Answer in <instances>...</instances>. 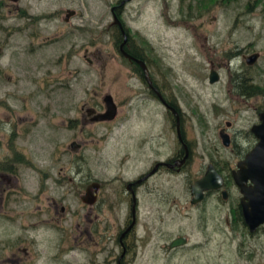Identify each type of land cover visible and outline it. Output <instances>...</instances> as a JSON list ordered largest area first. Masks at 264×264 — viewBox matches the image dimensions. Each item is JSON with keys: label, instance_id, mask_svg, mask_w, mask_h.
Here are the masks:
<instances>
[{"label": "rangeland", "instance_id": "rangeland-1", "mask_svg": "<svg viewBox=\"0 0 264 264\" xmlns=\"http://www.w3.org/2000/svg\"><path fill=\"white\" fill-rule=\"evenodd\" d=\"M112 1L20 0L25 9L16 10L8 0H0V157L6 147L24 153L21 166L27 186L17 188L15 194H80L87 177L93 176L102 180V194L122 219L126 207L120 209L118 200L124 179L155 159L170 156L178 144L164 109L138 96L146 85L132 78L129 65L118 54L116 34L108 26ZM71 7L79 11L67 23L64 16ZM126 8L124 18L134 36L154 47L158 64L152 61V75L172 86L187 112V136L195 148V158L184 172L163 170L155 177L157 195L168 193L169 199L157 202L161 207L154 205L150 211L148 202L142 203L141 218L150 221L145 213H151L157 224L152 225L153 232L139 230L133 264H264V236L250 240L243 226L232 229L225 223L232 202L215 199L196 207L189 192L211 156L232 166L239 160L238 150L212 151V142L222 147L217 126L231 120L239 147L246 148L252 140L251 126L264 110V95L243 99L234 86H228L227 67L219 69L221 80L212 85L208 61L215 56L231 59L236 72L250 67L254 81L264 86V0H133ZM46 36L50 40L45 42ZM256 51L261 56L254 66H248L243 55L231 56ZM106 93L117 102L128 94L129 100L114 121L90 123L82 131L83 101L93 98L103 103ZM144 137L153 142L143 144ZM72 140L82 147L73 152ZM60 168L64 171L58 175ZM78 170L79 177L71 182L69 174ZM45 178L43 191L39 181ZM180 235L188 236L187 246L169 250L171 240ZM115 237L114 229L105 234L107 247L97 264L115 259L106 256L116 249ZM38 238L47 245L56 235L44 231ZM82 243L86 244L58 259H51L52 251L47 249L43 260L86 264L92 256L89 242Z\"/></svg>", "mask_w": 264, "mask_h": 264}, {"label": "flooded vegetation", "instance_id": "flooded-vegetation-1", "mask_svg": "<svg viewBox=\"0 0 264 264\" xmlns=\"http://www.w3.org/2000/svg\"><path fill=\"white\" fill-rule=\"evenodd\" d=\"M12 3V8L16 10L25 9V6H21L20 0H8ZM133 1V0H131ZM126 0H113L110 7V20L108 26L113 29L116 34L115 44L118 54L129 65V72L132 78H140L144 81L146 86H142V91L138 93V96L144 101H155L160 107H162L170 119V123L176 129V137L178 147L173 154L164 159H155L152 165L145 167L142 171L134 174L133 177L124 179V187L121 191L122 199L118 200L120 203L119 208L124 206L125 215L121 219L115 215L117 213L116 208L111 205V201L107 196L102 194L104 183L101 179L93 176H86V188L80 194L66 195L60 193L59 195H50L45 193L29 194V195H17L15 191L17 188L25 189L27 186V179L23 177L24 169L22 168L23 151L21 148H8L3 156L0 157V264H39V261H43L42 264H47L43 257L45 256V250H51L49 254L51 259H58L62 255L68 254L72 251L76 245L84 244L82 241L89 242L90 262L86 264H97L99 254L102 250H105L107 244H105V234L111 229L115 230L116 249L114 253L107 254V258L110 256L115 259L112 262L105 261L108 264H133L136 261L138 252L135 251V256L132 258L134 245L137 244L138 238L141 237L139 230L144 229L145 233L148 231L153 232L152 225L157 224L156 217L151 213L146 212V217L150 221L143 220L140 216L142 210V203L148 202L147 207L149 211L157 202L167 201L169 199L168 193L165 195H157V185L155 177L163 170L170 172L181 173L195 158V148L192 142L189 140L186 131V116L187 112L183 109L179 96L174 92L172 86L169 84H162L154 78L152 70L154 65L152 61L158 64L154 55L153 45L148 47L146 40H138L132 32L130 26L127 25L124 14L126 12V5L131 3ZM78 9L67 8L64 16L65 22H72L74 17L78 15ZM202 16V13H200ZM119 21V22H118ZM203 23V20L200 21ZM124 30V32H123ZM125 37H127L125 41ZM45 42L49 41V36L45 37ZM124 42V46H122ZM124 49V50H123ZM88 60L92 64L94 60L89 57L90 49L86 48ZM258 52V51H256ZM253 52V53H256ZM129 54L131 57L126 56ZM250 52L251 55L253 54ZM259 53V58L261 52ZM243 55L244 59L246 54L239 53L231 56ZM257 59V61L259 60ZM142 60L149 68L150 77L154 86H150L146 77L143 65L139 62ZM210 64L209 82L212 85L217 84L221 80L219 69L227 67L228 86H234L237 96L241 98L249 99L252 95L243 93L241 94L240 86L243 89H250L251 86H262L258 82L254 81L253 75L250 73V67L242 68L241 72L233 70L231 59L226 61L223 57L215 56L214 58H208ZM254 64H248V66H254ZM215 70L219 73V80L216 82L210 81L211 71ZM264 89V86H262ZM123 93V89L121 91ZM107 94L111 93H106ZM137 91H135L136 96ZM112 95V94H111ZM131 95V94H130ZM264 95V94H261ZM92 99H86L82 103V117L80 125L82 124V131L88 124H107L114 121L112 120H100L99 116L106 110V104L104 102ZM117 104V114L120 107H124L123 102L129 100V95H124V99H120ZM133 96V97H134ZM258 121L251 126L249 133L252 140L248 139V146L246 148L239 147L238 131L234 129L233 122L229 119L224 123L217 126V139L220 141L221 146H218L216 142H212V151L220 152L221 148H225L232 153L238 150L239 160L236 166L229 164L227 160L221 162L217 156H211L208 159L207 164L201 167L200 174L190 184V202L193 206L199 207L206 201L220 200L223 204L232 202L231 207L228 208L225 216V223L235 229L237 224L244 227V232L248 239L254 240L255 238H261L264 236V222L259 223L255 228L248 223L245 213L243 211L242 198L243 193L240 187L236 183L235 173L239 170V164L244 160L247 154L258 144L259 138L253 131L258 125H260V113ZM151 137V136H150ZM150 137H144L143 144L152 143ZM153 137H156L153 135ZM211 139L210 137H207ZM227 141V143L225 142ZM70 146L74 151L79 150L82 147V143L76 140H72ZM201 158L204 159L203 154ZM210 166L215 170L216 175L219 177V186L204 189L203 197L200 201L192 202L193 188L192 185L202 179L208 172ZM139 165H137V168ZM63 169L57 170V174L63 173ZM79 170L76 173L69 174L68 179L73 182L76 177H79ZM202 172V173H201ZM47 179L39 181L40 187L45 191V183ZM152 182V184H150ZM97 183L98 189L94 196H87V188ZM254 184L250 179L248 185ZM88 197V198H87ZM89 199V200H88ZM162 218V217H160ZM156 228V226H155ZM49 231L52 235H56V239L50 244L43 243L38 236L44 232ZM165 232H163L164 234ZM95 236H98V238ZM179 237H185V243L181 246L171 247V243ZM188 236L180 235L173 238L168 245L169 250H176L181 247H185L188 244ZM101 242L102 244H100ZM95 243V244H94ZM86 244V243H85ZM84 244V245H85ZM98 245H101L100 247ZM98 247L95 252L93 249ZM167 248V249H168ZM44 249V250H43ZM94 255V256H93ZM250 264H254L251 262Z\"/></svg>", "mask_w": 264, "mask_h": 264}, {"label": "water", "instance_id": "water-1", "mask_svg": "<svg viewBox=\"0 0 264 264\" xmlns=\"http://www.w3.org/2000/svg\"><path fill=\"white\" fill-rule=\"evenodd\" d=\"M17 1V0H15ZM131 1V0H126ZM119 22V21H118ZM124 32V30H123ZM127 37H125L126 41ZM124 46V42L122 44ZM124 50V49H123ZM126 56L131 57L125 53ZM259 58V53H253L246 55L245 59L248 64H254ZM143 65L145 71V77L150 86H154L150 77L148 66L144 61L139 60ZM219 80V73L215 70L211 71L210 81L216 82ZM106 104V110L100 114V120H112L117 115V104L111 94H107L104 97ZM261 123L253 131L259 138L258 144L247 154L246 158L239 164V170L235 173V180L243 193L242 205L245 217L248 223L255 228L259 223L264 222V112L260 113ZM227 143V141L225 140ZM251 180L254 184L248 185V180ZM219 177L216 175L215 170L210 166L205 176L197 180L193 185V197L192 202L200 201L203 197L204 189L219 186ZM98 184L93 183L87 188V196H94L98 189ZM88 198V197H87ZM89 200V199H88ZM185 243V237L176 238L171 247L181 246Z\"/></svg>", "mask_w": 264, "mask_h": 264}, {"label": "trees", "instance_id": "trees-1", "mask_svg": "<svg viewBox=\"0 0 264 264\" xmlns=\"http://www.w3.org/2000/svg\"><path fill=\"white\" fill-rule=\"evenodd\" d=\"M241 94L243 93L244 95L246 94H251L252 96H255V95H261V94H264V89L262 88V86H251L250 89L247 90L246 89H243L242 86H240V91H239Z\"/></svg>", "mask_w": 264, "mask_h": 264}]
</instances>
